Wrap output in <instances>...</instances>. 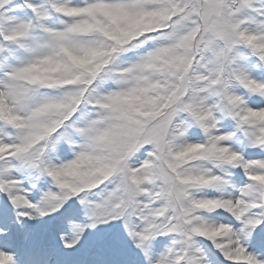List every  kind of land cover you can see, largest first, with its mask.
<instances>
[{
  "label": "snow or ice",
  "instance_id": "6c2138e0",
  "mask_svg": "<svg viewBox=\"0 0 264 264\" xmlns=\"http://www.w3.org/2000/svg\"><path fill=\"white\" fill-rule=\"evenodd\" d=\"M0 264H264V0H0Z\"/></svg>",
  "mask_w": 264,
  "mask_h": 264
}]
</instances>
